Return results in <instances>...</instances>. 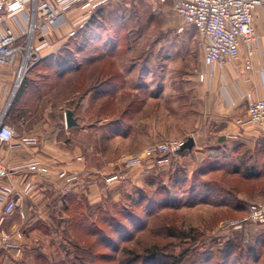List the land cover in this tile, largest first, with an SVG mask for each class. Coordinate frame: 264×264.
Segmentation results:
<instances>
[{
	"label": "rangeland",
	"instance_id": "rangeland-1",
	"mask_svg": "<svg viewBox=\"0 0 264 264\" xmlns=\"http://www.w3.org/2000/svg\"><path fill=\"white\" fill-rule=\"evenodd\" d=\"M175 2L116 0L107 5L114 11H97L93 25L84 23L70 36L90 42L79 58L85 87L98 85L97 78L111 84L105 96L91 91L84 114L94 127L88 137L91 164L97 165V151L104 154L100 192H90L99 200L81 194L65 211L55 201L59 193L51 192L55 208L31 209L26 218L16 211L0 234H10L22 253L1 248L0 264H150L152 253H158L156 264H255L248 249L264 253V226L235 228L247 215L248 196L264 192V179L258 184L244 176L254 167L253 157L230 150L218 155L205 144L203 151L170 156L165 164L145 156L153 146L193 136L199 123L193 85L204 70L203 55L194 27L178 15ZM26 81L25 75L8 99L12 119ZM66 82L62 97L47 98L55 110L69 97L72 86L66 91ZM102 118L120 125V135H108L109 125L104 135L97 124ZM208 122L203 117L201 124ZM137 157L141 163L132 165ZM229 243L236 247L232 252Z\"/></svg>",
	"mask_w": 264,
	"mask_h": 264
},
{
	"label": "crops",
	"instance_id": "crops-1",
	"mask_svg": "<svg viewBox=\"0 0 264 264\" xmlns=\"http://www.w3.org/2000/svg\"><path fill=\"white\" fill-rule=\"evenodd\" d=\"M59 2L60 0H35L34 5L30 6V11H34L35 4L38 7L47 6L62 11L63 18L58 25L51 24L40 8L36 14L42 24L36 31L35 44L38 46L43 41L49 42L50 47L44 48L40 53L41 59L49 64L56 60V55L69 42L70 36L79 27L83 28L84 23L89 22L97 11H114L107 5L114 4L116 0H71V4L65 9ZM87 3H90L89 7L85 6ZM32 13L27 12L18 15L17 19H9V24L17 34L21 35L24 30L31 28L27 19H30V15L32 17ZM253 23L256 40L252 45L251 54L249 46L242 43L240 57L233 63L207 67L202 59L204 70L201 72L205 74L206 79L201 81L197 75L193 85L194 110L199 123L195 124L193 136L184 135L181 139H185L182 140L184 143L193 137V149L199 151H203L202 144H205V148L210 146L209 151L218 155L228 150L243 156L250 155L255 160L256 171L261 172L264 169V126L250 124L248 110L251 104L264 99V6L255 10ZM197 37L196 31V39ZM43 65L26 74L27 84L16 104L18 116L15 119L7 116L6 123L14 128L17 137L10 144H0V160L9 169V176L0 179V183L14 187L19 195V204L14 213L0 223V229L16 211H20L26 218L31 209L52 208L55 201L66 211V207L78 201L81 194L87 195L89 200H99V195L93 198L90 192H100V178L105 175V167L102 161L100 162V157L104 159V154L97 151L94 155L98 159L97 165L91 164L88 137L94 127L84 119L86 109L90 107L92 93L84 94L73 87L76 82H70V76L75 74L78 79L80 72L69 73L65 78L69 81L66 82V91L68 85L72 86H69V97L65 96L64 104L55 110L53 103L48 102L47 98L62 97L60 91L63 86L51 87L52 84H57L60 78L50 80L47 71L42 70L45 68ZM247 65H250V69H247ZM18 72L19 65L3 72L0 112L9 104L8 99L17 82ZM105 95V89L99 87L98 96ZM31 99L35 100L31 102ZM103 101L98 100V108H102ZM113 105L116 106L115 103ZM67 110L74 112L78 123L71 128L66 124ZM23 112L26 113L22 114ZM38 113L40 114L37 115ZM203 117L206 121L209 120L208 126L207 123L202 126ZM113 123L112 125V121L102 118L97 124L102 127L104 135L107 134L108 125V128L113 127L108 130V135L116 137L120 135V125ZM23 137H35L37 143L25 144L21 141ZM222 138L224 140H221ZM213 140L217 143L215 147L206 145ZM192 150L185 152L190 153ZM32 164L45 167L47 172L32 171ZM28 182H32L34 188L29 194H25L24 187ZM257 182L260 184L262 180ZM51 192L59 193V198L50 200L48 194ZM248 197L252 202L264 201V192L258 191ZM2 216L3 207L0 206V221Z\"/></svg>",
	"mask_w": 264,
	"mask_h": 264
},
{
	"label": "built area",
	"instance_id": "built-area-1",
	"mask_svg": "<svg viewBox=\"0 0 264 264\" xmlns=\"http://www.w3.org/2000/svg\"><path fill=\"white\" fill-rule=\"evenodd\" d=\"M35 0H0V92L3 85L1 77L5 69L19 65L16 84L20 85L28 71L41 59L40 53L44 48L50 47L49 42L43 41L36 46L35 34L41 26L40 19L36 17L39 8L45 12L46 19L58 25L62 21V11L58 8L38 7L35 4L34 11L31 5ZM71 0H60L59 5L67 8ZM90 6V3L85 5ZM264 6V0H176L175 10L183 19L186 25L196 29L198 37L196 44L203 55L204 64L207 67L224 66L237 61L240 57L241 44L249 46L250 54L252 45L256 40V29L253 23L254 12ZM31 14L28 23H31L29 30H24L21 35L17 34L9 19H17L18 15ZM250 69V65H247ZM201 81H205L204 73L198 71ZM20 82V83H19ZM249 123L257 126H264V99L249 106ZM7 107L0 112V144H10L16 137V131L6 123ZM21 141L25 144L34 145L37 143L35 137H23ZM182 141H168L148 149L145 156L153 159L157 164H165L170 156L180 154ZM141 157L132 160V165L138 166ZM32 171L46 173L45 167L39 164L30 165ZM9 176V169L0 160V179ZM34 188L32 182L24 187V193L29 194ZM19 195L14 187L0 183V206L3 207V216L0 223L6 217L12 215L19 204ZM246 224L264 226V201L250 203L246 217L235 228H242ZM15 251L17 255L22 249L16 244L8 233L0 234V249Z\"/></svg>",
	"mask_w": 264,
	"mask_h": 264
},
{
	"label": "trees",
	"instance_id": "trees-1",
	"mask_svg": "<svg viewBox=\"0 0 264 264\" xmlns=\"http://www.w3.org/2000/svg\"><path fill=\"white\" fill-rule=\"evenodd\" d=\"M93 20L94 19L91 18V20L87 23L86 27H90L91 25H93ZM71 38H70L69 42L56 55L55 61H53L51 64H49V63H45L44 60L40 59V61L28 71V73L30 71L36 70L39 66H41L43 64H44L43 66L48 65L49 69L50 68L53 69L51 72L49 71L50 73L48 72V74L50 75V80H54V78H57V77L60 78L59 79L60 81L57 84H52L51 87L63 86L64 80L66 82L65 78L70 72L71 73L76 72V71L80 72L83 69L84 63L83 62L80 63L79 58L81 56L84 57L85 53L87 52V48L90 46L89 45L90 44L89 39L83 40L79 43L78 39L74 40ZM71 46L74 47L75 49H72ZM66 53H71V57H69V59L65 58L64 54H66ZM65 69H66V71H65ZM68 70H69V72L67 73ZM82 79H83V77L80 76L77 80H75L76 84L73 85V87L75 86V88L82 91V93L84 92V94H85V92H91V91L97 92V94H98L99 87L105 89V92H106V88L111 86V84L109 83V81H107V79H104V81L102 82V78H97L98 85H96L93 88H91V87L86 88L85 87L86 85L84 84V81H82ZM26 84H27V81L24 84L22 94L24 92ZM84 88H86L85 91H84ZM263 166H264V164H263ZM237 173H240L239 168H237ZM244 176L248 180H254V181L263 180L264 179V169L261 172H257L255 166L252 168H247ZM250 203L248 204V207H249ZM69 206L66 207V211L68 210ZM94 229H97V231H98L97 226H95ZM78 240H80V239H78ZM235 249H236V247L232 243H229L227 245V250H228L227 252H232ZM248 253H249V255H251L253 257V261L255 264H259L260 262H262V259L264 258L263 251L258 250L256 247H254V248L250 247L248 249ZM158 257H159L158 253H152L150 260H148V263L156 264Z\"/></svg>",
	"mask_w": 264,
	"mask_h": 264
},
{
	"label": "water",
	"instance_id": "water-1",
	"mask_svg": "<svg viewBox=\"0 0 264 264\" xmlns=\"http://www.w3.org/2000/svg\"><path fill=\"white\" fill-rule=\"evenodd\" d=\"M66 124L68 127L76 126L77 120L74 117V112L71 110L66 111ZM221 140H224L223 138ZM195 147V139L193 137H190L186 142L183 143L180 153H183L185 151H190Z\"/></svg>",
	"mask_w": 264,
	"mask_h": 264
}]
</instances>
